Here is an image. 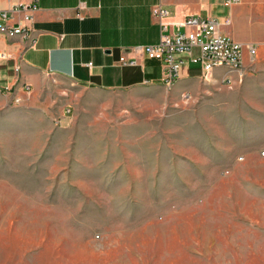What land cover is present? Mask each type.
<instances>
[{
  "label": "rangeland",
  "instance_id": "rangeland-1",
  "mask_svg": "<svg viewBox=\"0 0 264 264\" xmlns=\"http://www.w3.org/2000/svg\"><path fill=\"white\" fill-rule=\"evenodd\" d=\"M30 89L0 105V264H264L263 75Z\"/></svg>",
  "mask_w": 264,
  "mask_h": 264
},
{
  "label": "crops",
  "instance_id": "crops-1",
  "mask_svg": "<svg viewBox=\"0 0 264 264\" xmlns=\"http://www.w3.org/2000/svg\"><path fill=\"white\" fill-rule=\"evenodd\" d=\"M30 0H0L2 9ZM27 38L0 34V105L23 99L40 76H54L79 88L118 91L162 84L160 60L148 58L138 47L159 40L160 27L153 9L161 6L176 20L185 14L212 17L219 31L256 46L244 53L245 72L264 76V0H35ZM16 13L10 24L21 21ZM229 19V24L224 20ZM124 56L133 64L120 61ZM18 67V70L16 68ZM237 71L215 68L208 82ZM200 67L185 62L176 84L192 91L202 82ZM31 91V89H30Z\"/></svg>",
  "mask_w": 264,
  "mask_h": 264
},
{
  "label": "built area",
  "instance_id": "built-area-1",
  "mask_svg": "<svg viewBox=\"0 0 264 264\" xmlns=\"http://www.w3.org/2000/svg\"><path fill=\"white\" fill-rule=\"evenodd\" d=\"M229 5H234L240 0H225ZM35 0L29 2H18L9 9L0 7V24L5 27V34L9 33L27 38L32 30V15L35 10ZM16 13H22L21 21L10 24ZM153 16L160 27L159 40L154 44H147L138 49L142 50L148 58L158 59L162 65L160 82L171 87L180 77L181 66L185 63L196 64L200 67L202 78L209 80L215 68L224 64L240 65V79L244 74V53L251 56L256 52L255 44L251 42H239L230 36L219 31V21L212 17H201L197 14H185L176 20H170L169 11L161 6L153 9ZM230 20H224L229 24ZM120 61L133 64L134 61H127L124 56ZM18 70V67L16 68ZM221 83L230 84L233 82L232 75H221ZM25 90H29L26 85ZM16 102L19 98H15Z\"/></svg>",
  "mask_w": 264,
  "mask_h": 264
},
{
  "label": "bare ground",
  "instance_id": "bare-ground-1",
  "mask_svg": "<svg viewBox=\"0 0 264 264\" xmlns=\"http://www.w3.org/2000/svg\"><path fill=\"white\" fill-rule=\"evenodd\" d=\"M0 34H5V27L3 24H0ZM17 33H9V38L16 36ZM221 67H226L228 69L234 70L239 72L240 71V65L238 64H224ZM238 74V73H237Z\"/></svg>",
  "mask_w": 264,
  "mask_h": 264
}]
</instances>
